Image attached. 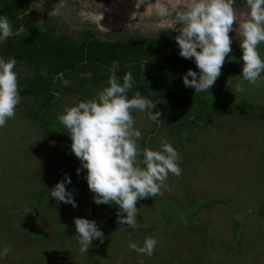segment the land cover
Listing matches in <instances>:
<instances>
[{
    "label": "rangeland",
    "instance_id": "374dc122",
    "mask_svg": "<svg viewBox=\"0 0 264 264\" xmlns=\"http://www.w3.org/2000/svg\"><path fill=\"white\" fill-rule=\"evenodd\" d=\"M34 2L39 0H26L28 6ZM58 2L45 0V10L33 9L31 19L48 20L66 34L90 29L100 39L123 32L176 37L181 25L175 13L184 8V0H65L59 15H48ZM233 6L238 16L249 11L246 0ZM165 9L172 14L161 15ZM237 28L234 23L226 58L242 65L221 70L208 93L186 88L184 74L167 66L166 89L190 102L155 101L153 112L160 111L163 121H152L148 110H132L134 128L141 132L139 149L160 150L166 141L179 153L181 169L179 176L169 173L160 194L138 200L135 229L117 223V205L94 202L87 170L77 175L81 161L58 120L79 102L98 100L103 89L58 90L39 110V119L46 121L41 124L30 114L36 113L31 107L38 98L20 96L15 116L0 127V264H264V72L257 84L243 80ZM258 51L264 59V43ZM14 71L28 75L22 64ZM107 75L108 84L112 75ZM57 77L62 85L69 82ZM242 104L257 110L238 109ZM46 125L62 135H46L41 127ZM65 174L76 208L50 197ZM76 217L95 220L104 233V242L94 240L88 253L79 251ZM147 237L157 241L152 256L129 248L130 243L142 247ZM5 247L7 256L2 255Z\"/></svg>",
    "mask_w": 264,
    "mask_h": 264
},
{
    "label": "clouds",
    "instance_id": "9594fccd",
    "mask_svg": "<svg viewBox=\"0 0 264 264\" xmlns=\"http://www.w3.org/2000/svg\"><path fill=\"white\" fill-rule=\"evenodd\" d=\"M234 3L235 0H184L183 10L175 13L176 24L181 25L175 38L179 55L185 59L194 58L199 69L198 79L197 72L192 69L183 75L184 86L194 88L195 93H208L221 75L225 58L232 52L229 33L233 31L234 23L242 38L243 80L257 84L264 72V59L258 51V46L264 43V0H246L249 9L246 16L237 15ZM44 4L45 0L30 4L25 14L33 9L44 11ZM64 7L65 0H59L48 15L57 16ZM160 14L172 13L165 9ZM12 35L8 17H0V42ZM15 65V58L7 62L0 58V127L15 116L20 102ZM118 68L119 62L113 61L109 69L113 73L109 86L98 93V100L79 102L66 109L58 120L70 135L72 153L81 161L82 168H77V175L82 169L87 170L85 179L89 190L95 194L94 202L117 205V223L135 229L139 227L138 200L160 194L161 188L167 187L165 181L169 173L181 174L177 164L180 156L166 141L162 142L160 150L139 149L137 141L141 132L134 128L132 110H148L152 121H163L159 119L161 112H153L157 102L142 97L139 91L133 98H128L126 93L133 86V77L131 72L126 73L121 85L115 76ZM240 90L238 85L236 91ZM66 184H71L67 174L51 189L50 197L76 208L78 205L73 193L66 190ZM74 224L82 254L94 247V240L104 242V233L95 220L76 217ZM156 244L154 238L147 237L142 247L130 243L129 248L150 257ZM9 251L5 247L2 255L7 256ZM140 264H143L142 260Z\"/></svg>",
    "mask_w": 264,
    "mask_h": 264
},
{
    "label": "trees",
    "instance_id": "16d2710c",
    "mask_svg": "<svg viewBox=\"0 0 264 264\" xmlns=\"http://www.w3.org/2000/svg\"><path fill=\"white\" fill-rule=\"evenodd\" d=\"M27 8L26 0H0V17L7 16L13 29V35L0 42V58L5 61L15 58L16 64L25 67L28 75H17L18 91L20 96L38 98L32 103L31 111L36 112L30 113L33 118L58 90L74 92L83 85L102 89L109 86L104 79L108 73L113 75L109 71L113 61L119 62L115 76L121 85L123 76L132 74L133 86L126 93L129 99L139 91L142 97L153 102L164 99L189 101L166 89L168 79L163 70L167 66L179 74H185L188 69L199 73L194 58L185 59L179 55L180 49L172 34L161 32L141 38L124 32L104 33L101 39L94 37L90 29L76 30L75 35L66 34L48 20L34 21L30 13L25 14ZM240 65V62L226 58L221 70ZM57 75L69 82L60 84ZM238 109L257 110L250 104H242ZM37 118L35 120L40 124L44 121ZM41 127L46 135H62L50 131L47 125Z\"/></svg>",
    "mask_w": 264,
    "mask_h": 264
}]
</instances>
